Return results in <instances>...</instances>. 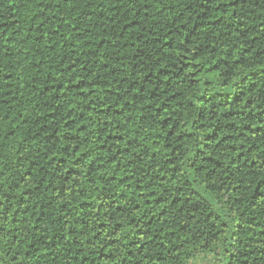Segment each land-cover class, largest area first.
Returning <instances> with one entry per match:
<instances>
[{"label": "trees", "instance_id": "1", "mask_svg": "<svg viewBox=\"0 0 264 264\" xmlns=\"http://www.w3.org/2000/svg\"><path fill=\"white\" fill-rule=\"evenodd\" d=\"M0 264H264V0H0Z\"/></svg>", "mask_w": 264, "mask_h": 264}]
</instances>
